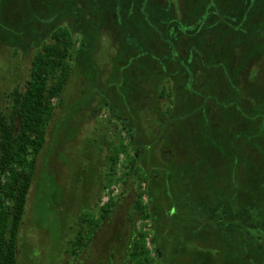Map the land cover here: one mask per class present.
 I'll use <instances>...</instances> for the list:
<instances>
[{
    "label": "rangeland",
    "instance_id": "obj_1",
    "mask_svg": "<svg viewBox=\"0 0 264 264\" xmlns=\"http://www.w3.org/2000/svg\"><path fill=\"white\" fill-rule=\"evenodd\" d=\"M96 1L99 7V0H67L62 9L56 5V12L45 16L36 12L35 3L32 9L29 3L13 0L22 5L16 12L8 9L0 19L3 106L7 93L26 84L33 56L52 29L75 21L68 25L79 40L74 74L54 102L55 115L38 159L20 228L17 264H128L144 225L149 228L151 257L159 255L155 264H264V223L249 221L254 208H245L248 196H264V142L255 137L263 119L254 118V111L264 112V38L239 40L231 26L219 23L211 48L222 49L224 55V49L232 50L221 68H215L217 60H190V40L178 45L184 65L168 59L163 66L161 58H151L154 49L143 55L133 30L120 34L99 29V18L107 26L111 19L108 9L104 14L93 12ZM141 2L126 4L136 7ZM206 2L197 0L193 12V5L185 2L183 9L191 13H182L185 21H194L196 9L207 17L216 4L209 1V7ZM226 27L232 37L227 38ZM149 38L155 40V48L163 45L157 36ZM191 84L202 89L200 95ZM166 87L173 90L174 103L161 97ZM256 101L262 108L255 107ZM123 125L132 133L136 152L121 154L117 175L107 178L109 145L118 146L126 136ZM129 155L148 178L141 186L133 176L123 183V163ZM234 182L235 187H227ZM136 189L145 192L146 204L151 203L152 217L144 222L134 210ZM235 190L240 196L232 194ZM229 194L232 204L222 201L226 207L216 211L222 196ZM112 200L116 204L111 215L98 229L94 223L83 225L82 236L91 242L74 254L71 242L81 229L80 217L99 219L101 207ZM234 213L242 221L235 220ZM216 216L233 222H201Z\"/></svg>",
    "mask_w": 264,
    "mask_h": 264
},
{
    "label": "trees",
    "instance_id": "obj_2",
    "mask_svg": "<svg viewBox=\"0 0 264 264\" xmlns=\"http://www.w3.org/2000/svg\"><path fill=\"white\" fill-rule=\"evenodd\" d=\"M12 1L0 0V19L8 15L6 12L8 9L16 12L14 10H17V7L21 6L22 3H29L28 5L31 8L33 3H35V7L38 6L35 9L36 12H45V16H47L50 10H55L56 12V5L59 8L64 2H67V0H22V3L17 5L15 2L12 3ZM110 1L112 3L108 5ZM141 1V5L136 7L126 4L127 0H99L100 6L96 7V4L97 6L99 4L96 1L95 7L92 6L94 8L93 12L97 10L99 14H104V9H108L111 25L107 26L101 23V18L95 23H97L99 29L107 30L110 33H117L118 31L122 34L121 32L124 31L123 34H125L127 30H133L135 41L143 50V55H148L145 52L154 49L151 58H161L163 66L168 59L184 65V61L180 58V47L178 45L180 42L190 40L192 45H194L190 48V60L194 61L195 59L202 62H207L208 59L211 61L217 60L219 63L215 65V68H221L224 56L232 50L224 49L228 51L224 55L222 49L220 51V49L211 48V41L218 34V28L215 26L219 23L231 26L233 28L232 33L239 40L242 38L250 40L252 38L255 42L264 38V0H224L223 2L220 0H207L206 6H209L210 1L212 5L216 4V7L213 10L209 8L211 10L207 17L206 15L201 17L200 10L196 9L194 14L198 16L196 18L194 16V21L190 20L189 22L185 21L183 14L190 17L191 13L183 9V6L185 2L192 4L191 12H193L197 0H186L185 2L178 0ZM62 6L60 9H62ZM235 9L238 10L237 13ZM223 15L227 17L224 18ZM71 22L75 25V21H70L69 23ZM69 23L67 25L61 23L51 30L49 40L43 42L41 48L33 56L26 84L24 86L18 85L7 93L6 104L4 106L0 104V264H17V244L20 228L24 222L29 194L37 174L38 159L45 148L49 125L55 115L54 102L63 95L74 74L75 52L79 40L75 37V31L68 25ZM126 23L131 25V27L127 29ZM142 30L146 33L144 38L141 35ZM228 31L226 27L225 34ZM149 34L152 37L157 36L163 43L161 48L154 47L155 40L153 38L147 40ZM208 34L211 35L209 36ZM228 37H232L230 32L227 33ZM211 50L215 54H211ZM207 55L211 58H208ZM158 64L162 65L161 62H158ZM238 67L241 70L242 60ZM175 74L179 73L176 72ZM186 76L189 78V71L187 70ZM191 88L200 95L202 89L200 90L199 86L191 84ZM184 89L186 90V88ZM240 89L242 90L243 88L240 86ZM160 95L161 97H170L172 99L173 90H169L167 87L163 88ZM247 98L249 100L248 94ZM171 102L174 103V100L172 99ZM220 104L222 105V102ZM260 104L256 101L255 107L262 108ZM209 107L211 106L208 104ZM260 111H254L257 113L254 114V118L263 119L260 121L262 130L259 132L258 123L255 122L258 126L255 137L256 139L262 138L260 140L264 142V112ZM171 112L172 108H169L168 113ZM120 126L122 127V124ZM123 126L122 129L124 133L126 132V136L118 146L109 145V154L106 157L108 170L105 175L107 178L117 175L121 154L128 150L136 152V149L131 144L132 133L127 126ZM123 166L126 170L123 183L127 184V179L132 176L134 177V183L140 186L148 182V178L140 174L142 171L137 165L135 156L130 157L129 155ZM108 180L110 184L112 179ZM227 187H235V182L227 184ZM239 190L241 191V185ZM239 190H235L232 194L236 195L238 193L239 195ZM245 192H247V195L252 193L249 189L245 190ZM232 194L222 196L223 198L220 200L221 203L219 202L217 205L216 211L226 207L222 204V201L226 204L227 200L228 204H232ZM258 194L255 193V198L252 195L248 196L252 205L247 201L245 208H254L251 211V216L254 219H248L249 221L258 220L264 223V196L262 194L258 196ZM144 198L145 192L136 189L134 210L140 219L143 220L142 222L152 217L149 211L151 203L146 204ZM115 204L116 202L112 200L101 207L100 218L95 221L88 220L87 214L80 217L81 229L78 237L71 242L74 254L84 249L91 242V238L87 241L82 236L83 225L89 223L92 226L94 223V228L98 229L100 224L110 217ZM239 215L234 213L235 220H241ZM201 222L205 224L211 223V225L216 226L227 225L233 220H228L224 216H216L212 221L204 220ZM148 230V226L144 225L137 232V238L130 253L128 264H155V260L159 255L155 252L156 257H151L152 251L148 247Z\"/></svg>",
    "mask_w": 264,
    "mask_h": 264
},
{
    "label": "built area",
    "instance_id": "obj_3",
    "mask_svg": "<svg viewBox=\"0 0 264 264\" xmlns=\"http://www.w3.org/2000/svg\"><path fill=\"white\" fill-rule=\"evenodd\" d=\"M148 247L150 248V244H148Z\"/></svg>",
    "mask_w": 264,
    "mask_h": 264
}]
</instances>
